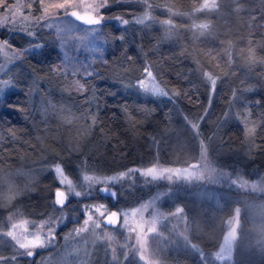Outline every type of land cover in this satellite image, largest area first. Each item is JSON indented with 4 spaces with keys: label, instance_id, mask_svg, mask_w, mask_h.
<instances>
[{
    "label": "trees",
    "instance_id": "trees-1",
    "mask_svg": "<svg viewBox=\"0 0 264 264\" xmlns=\"http://www.w3.org/2000/svg\"><path fill=\"white\" fill-rule=\"evenodd\" d=\"M108 1L109 11L113 12L107 14L110 17L121 15L134 19L145 12L153 18L155 12L159 16L153 23L150 17L145 24L135 23L123 37L119 28L107 21L106 28H110L116 38L115 41L109 38L107 61L96 62L97 71L87 77L77 75V81L71 75L57 72L56 49L48 47L47 43L40 51L24 56V61L17 63L16 68L21 72L30 70V73L22 80L15 78V89L0 94V179L14 178L21 167L40 168L37 160L43 162L41 167L44 168L47 166L44 162L57 156L74 179H78L81 170L112 174L156 162H174L168 155L166 133L183 127L176 125H182L181 113L191 122H199L215 163L248 180L264 174V122H261L264 117V0H215L213 7H207L206 0ZM125 2L133 7L123 4ZM167 17L173 18V22L166 23ZM148 29L153 31L154 41L136 34ZM7 37L6 32L3 36L0 34V38ZM9 38L15 46H21L25 36L13 34ZM179 39L184 40L182 45ZM160 43H165L163 60L156 64L153 59L159 56L151 55L149 50ZM141 50L144 51L142 60L131 61L138 58L137 55L142 57ZM125 58L130 61H124ZM148 62H154L155 70ZM149 68L163 85L162 89L172 95L163 97L171 102L163 101L162 96L145 95L135 82L143 79L144 70ZM205 73L216 81L215 86ZM79 85L84 86L83 92L77 90ZM62 91L73 101L69 111L73 126L60 129L43 125L40 101ZM177 92L180 94L176 95ZM249 112L251 123L246 124L245 114ZM248 127L256 128L253 137L247 136ZM217 147H220L219 152ZM46 172L31 182L33 190L23 195L9 194L16 183L2 181L0 231L9 226V215L17 209L33 219H41L53 211L54 191L58 187L55 188V178L49 168ZM20 178L24 182L23 176H19L17 184H21ZM199 184L168 186L158 182L154 187H167L175 192L173 200H163L165 211L177 204L184 207L189 216V202L180 193L199 191ZM204 190L209 192L208 188ZM154 191L151 186L146 192L133 189L125 199L119 192L116 200L99 193L96 198H104L110 208L119 209L121 204L135 206ZM262 204L264 191H246L237 185L212 187L197 209L206 217L214 216L215 227L209 235L215 233L216 238L207 239L185 226L182 235L163 224L160 229L164 237L151 239V250L163 264H213L210 256L204 258V255L219 249L225 219L240 208L242 225L249 226L248 212L251 208L257 212ZM63 208L67 212L81 211L80 202L71 199L65 201ZM8 241L0 237V256L6 258L4 264L11 262L10 255L16 251ZM259 245L261 252L252 255L248 260L251 264H264V243ZM122 257L114 263L139 264L133 256ZM218 264L224 263L218 261ZM233 264H237L236 261Z\"/></svg>",
    "mask_w": 264,
    "mask_h": 264
},
{
    "label": "rangeland",
    "instance_id": "rangeland-1",
    "mask_svg": "<svg viewBox=\"0 0 264 264\" xmlns=\"http://www.w3.org/2000/svg\"><path fill=\"white\" fill-rule=\"evenodd\" d=\"M7 2L9 6L14 4L26 5L32 3L33 7L31 9L27 7L20 8L19 15L15 21L11 20V12L4 8H0V34L3 36V33L6 32L8 35L7 38H0V45L6 40L9 42V48H0V94L2 95L8 92L9 89H15L17 84L15 78L22 80L24 76L27 77L28 73H30V70L27 72H21L16 67L20 60L22 62L24 61V56L34 51H40L41 48L26 51L30 49L33 44H39L42 46L44 43H47L48 47H55L57 53V55H55V60L58 63L56 64V66L58 65L57 72L62 71V75L64 76L71 75L74 78L73 80L77 81V75L87 77L89 72L92 74L95 73L97 71L96 62L107 61V49L110 51L108 43L109 38H111L112 41L116 40V38L111 35L113 32H110V28H106L105 24L107 21L113 22V24L119 28L118 32L122 34L123 37L126 33H129L132 25L135 23L138 24L137 21L139 19L142 18L144 21H147L151 18L153 19L151 20L153 23L157 21V16H159L157 12H155L156 14L154 13L155 17L153 18V15L150 17L149 14L145 12L144 14L142 13L144 17L139 13L137 16H134V19H131V17L126 18L121 15L110 17L107 15L108 13H111L108 8L110 6H108L100 10V15L104 17L100 25H86L80 21H75L74 18L65 17L61 13L59 18L48 21L49 24L53 25L52 27H40L35 23L34 17L42 15V9L39 4L35 3V0H7ZM45 2H63V0H45ZM70 2L80 5L79 8H73L72 10L84 13L89 11L87 7L88 5L96 2L103 3L104 0H70ZM127 3L133 7V4L130 2H125L123 4ZM204 3L206 4V2ZM126 9L132 11L131 8ZM144 9L146 10L145 6ZM116 17L126 19L129 23L124 25L121 21H118ZM165 22H173V18L167 17ZM43 23L44 22L41 21V24ZM226 30L227 28L223 26V31ZM28 31L34 32V35L29 36L27 34ZM13 34H22L25 36L21 46H15L10 41L9 37H12ZM136 34L138 36L139 34L142 36L145 35L148 37V40L153 39L154 41V33L150 29H148V32L137 31ZM199 39H201V37H199ZM178 43L179 45H182L184 40L179 39ZM164 46L165 43H160L157 47L153 46L149 50L151 55L159 56L157 59H153L155 63L157 61L156 64H159L160 61L163 60ZM113 50H115V47L112 48V52ZM16 52H21L23 54L16 57ZM143 52L144 51L141 50L142 57L137 55L138 58L134 57L131 61L142 60L144 57ZM148 53L149 52L146 51V54ZM124 61L129 62L130 60L125 58ZM148 64L155 70L154 62L153 64L148 62ZM217 65H219V62ZM151 68H149L150 70L145 69L144 78L135 82L139 87L140 82L144 81L145 85L149 88L154 86L164 88L153 73L152 78L148 77L147 72L152 71ZM57 72L56 74H58ZM57 88L62 89L61 87ZM140 89L145 95L156 97V95L144 91L141 87ZM168 96L172 95L168 93L167 96H162V98ZM49 97L50 96H46L40 101L43 125L48 127H61L60 129H63L66 126H73L72 120L69 121V111L73 106V101L68 99L64 91L59 95H52L50 97L52 100ZM163 101L166 102L170 100L163 98ZM90 118L93 119L91 116ZM180 123H182V125H179L178 123H176V125L183 126L182 128L177 127V129H170L166 133L169 140L170 154L168 155L174 162H156L150 166L133 167L127 171L112 174H97L81 170L79 171L78 179H74L71 178L67 171H65L66 167L62 163V160H60L59 156H57L50 158V162H44V165H47L44 166V168L41 167L43 162L37 160L35 162H40V168L38 167L35 170V166L24 169L21 167L14 178L11 177L10 179V177H3L0 179V184L3 180H5V182L10 181L9 184L16 183V185H14L15 189L9 194L13 196H16V194L23 195L24 193L33 190V188L30 187L32 184L31 182L47 173L46 171L49 168L55 178V188L58 187L57 189L60 188L63 190L67 195L68 200L79 201L81 210H71V212H67V210L63 208L64 205H55L53 211L41 219L26 217L25 215H22L23 213L18 209L11 212L9 215V226L5 230L0 231V237L8 238L10 246L13 249H16V251L10 255L11 259L13 256H15V259H12L9 264H115L114 262H118V259L122 256V258L133 256L139 264H163L157 258L153 250H151L150 246L151 239L162 237V235L164 237L163 231L160 229L163 224H168L172 228L177 229L182 235H184V228H190L191 231L194 229L207 239L216 238L215 233L211 236L209 235L212 231L211 229L215 227L214 216H204L203 212L197 209V205H199L204 199H207L209 192L211 193L212 191V187L214 188L217 186L229 187L230 185H237L242 190H252L261 193L264 191V174L248 180L238 172H231L224 169L219 164L215 163L209 151L208 143L205 140L206 134L201 131V128L198 125L199 122H191L188 117L181 113ZM191 123L197 124L198 128L193 129ZM216 151L219 152L220 147H217ZM57 164L62 168L67 180L71 181V187H69L67 183L62 184L59 182V175L55 172ZM192 164L202 166L200 169L201 178L199 180L186 181L183 179H177L174 176L171 181L167 179L153 181L150 178L141 175L143 171L153 166H156L159 169H184L191 167ZM121 173H125L123 178L108 184H90L89 181L84 180L85 176L104 179L108 177H119ZM17 174L23 176V183L22 178H20L21 184H17L16 181L19 180ZM158 182H163L168 186H173L175 184L194 185L195 183H200L199 185H201V188H199V191L188 192V194L183 192L180 193V196H183L186 201L189 202V216L187 215L185 208L177 204H175L174 208L170 211H165L162 208L163 200L165 198L173 200V194L175 192L172 193L167 187L155 188L154 185L156 186ZM102 185L117 189L124 199L131 194L133 189L138 190V188H140V192H146L149 187L151 188L152 186L155 191L151 196L144 200H140L135 206H124L121 204L118 209L121 213L120 222L114 227V229L110 230L105 226H102L101 222L102 218L110 212V205L104 198H96L98 193L102 195L97 190ZM206 188L209 189V192L208 190H204ZM44 189L47 190L48 188L44 187ZM77 191L82 193L81 196H75V192ZM111 203L113 202L111 201ZM99 205H104V208L101 209V211L104 212L103 216L95 210ZM262 205V207L260 206L257 208V212H253L252 208L251 211L248 212V214H250L249 226L242 225V209L236 208L233 210L231 215L228 216L223 223L225 228L218 245L219 249L210 252V255L202 252L203 255L205 254L204 258L210 256L209 258L212 259L211 262L213 264H218V261L224 264H233V261H236L237 264H251L248 260H250L255 253L261 252L259 244L264 243V204ZM176 208H183V214L173 216L172 213L175 212ZM138 209H144L142 219L139 212H137L136 215H133L134 210ZM89 215L92 216V220L89 221L88 225H84V221ZM154 216L157 217V230L155 233H149L147 232V229L150 225L146 222L151 221ZM161 216L163 217L162 219L160 218ZM188 217L190 218L188 219ZM125 219H127V224H125ZM49 221L52 222L51 226L54 227V239H52V242L47 244V246L36 248L32 257L22 255L24 250L19 249L16 241L12 237L6 235L7 232L12 231L20 240H24L25 238L32 239L33 235L36 234L41 235L42 238H47L49 230V224L47 222ZM97 224L99 227L96 226ZM13 225L16 227H13ZM82 228L85 230L80 232L77 231ZM138 236L146 237V239L141 240L140 242L144 244L143 251L145 254V260H140L139 258L142 249L137 240ZM221 249H223V252Z\"/></svg>",
    "mask_w": 264,
    "mask_h": 264
},
{
    "label": "snow or ice",
    "instance_id": "snow-or-ice-1",
    "mask_svg": "<svg viewBox=\"0 0 264 264\" xmlns=\"http://www.w3.org/2000/svg\"><path fill=\"white\" fill-rule=\"evenodd\" d=\"M35 3L39 4L41 9H42V15H40L39 17H34L35 23L40 26V27H52V24H49L48 21L49 20H54L56 18H59L61 13L63 16L65 17H70V18H74L75 21H80L83 24L86 25H100L104 19V17L102 15H100V10L104 9L106 7L109 6L108 4V0H104L103 3L100 2H96L94 4H90L88 5V9L89 11H86L85 14H81L79 11H75L72 10L73 8H79L80 5L75 4L74 2H70V0H63V2H52V3H46L45 0H35ZM215 4V0H206V5L208 7H213ZM22 7H27L29 9H31L33 7L32 3H28L26 5H21V4H14L9 6L7 0H0V8H4L7 11L12 13L11 16V20L15 21L17 16L19 15V9ZM26 19V18H25ZM116 19L118 21H121L124 25H127L129 23L128 20L126 19H122L121 17H116ZM41 21H43L44 23L41 24ZM138 23H144V19H139L137 21ZM202 27H206V26H202ZM70 30V29H69ZM29 36H33L34 32L32 31H28L27 33ZM42 46L39 44H33L32 47L26 51L29 50H36L38 48H41ZM0 48H9V42L6 40L4 41V43L2 45H0ZM23 53L21 52H16L15 55L16 57H19L20 55H22ZM88 75H92L91 72L88 73ZM147 75L149 78H152V72L148 71ZM205 76H207V78L209 80H211V83L213 86H215L216 81L214 79L211 78L210 75H208L207 73H205ZM140 87L146 91V92H150L153 95L156 96H167L168 93L164 91V89L159 88L158 86H154L152 88L147 87V85H145L144 81L140 82ZM78 91L83 92L84 91V86L83 85H79L77 88ZM180 93H176V95H179ZM250 116L251 113H246L245 114V123H251L250 121ZM93 120L95 121V118H93ZM261 122H264V117H261ZM191 127L193 129H197L198 125L195 123H191ZM256 128L255 127H248L247 128V136L248 137H253L255 134ZM258 150H260V145L257 146ZM201 165H197V164H192L191 167L188 168H184V169H172V168H166V169H159L156 166L153 167H149L147 168L145 171H143L141 173L142 176L144 177H148L151 180L155 181V180H160V179H167L169 181L173 180L174 176L177 179H183L186 181H191V180H199L201 178ZM55 172L59 175L60 178V183H67L69 185V187H71V181L67 180V177L64 175L62 168L60 167L59 164L56 165L55 167ZM125 175V173H121L119 177H108V178H104V179H100V178H95V177H89V176H85L84 180L85 181H89L90 184H108L111 182H115L118 179L123 178V176ZM102 192L104 193H111L113 195V197H115L116 193L115 192H110V190L108 188H103L101 189ZM81 192H75V196L79 197L81 196ZM56 199L54 201L55 205H61L63 206L65 203V200L67 199V196L65 194L64 191H60L59 189L56 191L55 193ZM104 208V205H99L96 207V211L100 213L101 216L104 215V212L101 211V209ZM143 211L144 209H138V210H134L133 215H136L137 212L140 213L141 215V219L143 218ZM184 212L183 208H176L175 212L172 213L173 216L176 215H182ZM118 218V214L116 211L111 212L108 216H107V223L108 224H115ZM161 219L163 218L162 216L160 217ZM92 220V216L89 215L88 218L84 221V225H88L89 221ZM49 224V230H48V237L47 238H42L41 235L36 234L33 235L32 239H27L25 238L24 240H20L19 238H17L14 233L12 231L7 232V236L12 237L15 241L16 244L18 245L19 249H23L24 252L22 253V255H25L27 257H32L34 255V250L36 248H43L45 246H47V244H50L52 242V239H54V227L51 226L52 222L49 221L47 222ZM146 223H148L150 226L147 229V232L149 233H155L156 232V225H157V217H153V219L151 221H147ZM125 224H127V219H125ZM97 227H99V225H96ZM13 227H16L15 225H13ZM85 229H78L77 231H84ZM146 239V237H137L138 243L140 244V247L142 249L141 251V255H140V260H145V254H144V244L140 243L141 240ZM221 251L223 252V249H221ZM210 255V254H209ZM12 259H15V256L12 257ZM6 260L5 257L0 256V264H4V261Z\"/></svg>",
    "mask_w": 264,
    "mask_h": 264
},
{
    "label": "water",
    "instance_id": "water-1",
    "mask_svg": "<svg viewBox=\"0 0 264 264\" xmlns=\"http://www.w3.org/2000/svg\"><path fill=\"white\" fill-rule=\"evenodd\" d=\"M81 14L83 15V14H85V12H84V13H81ZM103 188H108V189L110 190V192H115V193H116L115 197H113V195H112L111 193H104V192H102L101 189H103ZM57 190H58V189H57ZM57 190H56V191H57ZM59 190H60V191H63V190H61L60 188H59ZM97 190H98L102 195H104V196H106V197H109V198H112V200H116V199H118V191H117V189H113V187H108V186H106V185H102V186H100L99 189H97ZM56 191H55V193H56ZM66 196H67V195H66ZM67 200H68V197H67V199H66L65 201H67ZM113 211H116L117 214H118L117 221H116L115 224H108V223H107V216H108L111 212H113ZM120 219H121V213H120V211L118 210L117 207H112L111 210H110V212L102 218L101 222H102V224L105 225V226H108V227H116V226L119 224Z\"/></svg>",
    "mask_w": 264,
    "mask_h": 264
}]
</instances>
